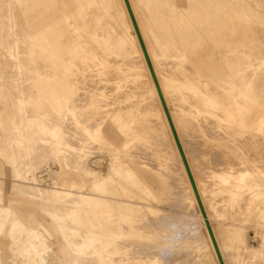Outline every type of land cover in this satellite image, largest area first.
<instances>
[{"label": "bare ground", "instance_id": "obj_1", "mask_svg": "<svg viewBox=\"0 0 264 264\" xmlns=\"http://www.w3.org/2000/svg\"><path fill=\"white\" fill-rule=\"evenodd\" d=\"M124 1L0 0V264L220 263ZM129 2L198 191L264 222V0ZM38 145L66 179L23 170ZM212 230L224 263L264 259Z\"/></svg>", "mask_w": 264, "mask_h": 264}, {"label": "rangeland", "instance_id": "obj_2", "mask_svg": "<svg viewBox=\"0 0 264 264\" xmlns=\"http://www.w3.org/2000/svg\"><path fill=\"white\" fill-rule=\"evenodd\" d=\"M125 8L128 13L129 20L132 21L130 12L128 10V7L126 5V2L124 1ZM134 24V23H133ZM55 120H61L59 118H56ZM68 123V120H67ZM146 130L145 132H142V136L135 141H133L128 148L130 151H135L136 149L139 150L141 148H147L148 150L150 149V146H154L156 143V134L155 132L149 131L148 126L146 125ZM142 130V131H144ZM68 138L71 140L72 136H68ZM73 140V139H72ZM109 139H106L105 142V147L103 149H99L98 152H96L90 156L91 163H93V160L96 158H102L103 161H105V165L107 163L108 159V153L106 150L108 147H111L113 149H117L119 145L116 146L113 144H110ZM17 151V149H15ZM23 153V156L19 159L20 166H22L23 170L26 171V168L28 165L33 164L32 170H35L36 172L41 171V170H49L53 169L57 171L58 174L57 176H60V179L64 180L66 179V176L68 174V167L66 166L61 170V162L63 160L64 162V155L65 159H68L71 161V154H62L58 153L55 151H52L50 148L43 147L42 145H38V149L34 150L30 156H27V150L23 149L21 151ZM39 167H42L39 169ZM60 173V175H59ZM52 177H55L54 175H51L50 179H46L39 181V183L44 185V187L47 186H54L55 183L52 179ZM46 181V182H45ZM46 183V184H44ZM53 183V184H51ZM51 184V185H50ZM46 185V186H45ZM199 192V191H198ZM200 197L203 203V206L205 208L207 217L210 219V222L212 223V227L214 228V231L216 232V235L218 236V241H228L229 239V234L227 233V230L231 226H238L241 228L244 234H246L248 238V244L255 247V248H260V246L264 243V222H260V218L257 216H252L250 215V211L248 209L242 208L240 211H235L234 209H227L225 208L226 202H219L218 205L215 207L212 206L213 200H210L213 198L210 193H205L202 192L200 193ZM191 198L187 200V204H189V211H192L194 209H201L198 199L196 197L194 189H192V192L190 193ZM216 198V197H215ZM254 197L248 195L247 197L243 198L242 200L239 201L240 205L242 206H247L251 205V202L253 201ZM36 201H41V200H36ZM215 202V201H214ZM238 252L232 248L230 250H227V253L225 255V263L226 264H234V261L236 260V257L238 256ZM188 264H220L219 261L215 257H204L200 258L199 260L196 259V257H190ZM252 264H264V259L263 257L259 256L256 259V262Z\"/></svg>", "mask_w": 264, "mask_h": 264}, {"label": "water", "instance_id": "obj_3", "mask_svg": "<svg viewBox=\"0 0 264 264\" xmlns=\"http://www.w3.org/2000/svg\"><path fill=\"white\" fill-rule=\"evenodd\" d=\"M125 2H126V5H127V7H128V10H129V12H130V15H131L132 21H133V23H134V26H135L136 32H137L138 37H139V40H140V43H141L142 48H143V50H144V53H145V56H146V59H147L148 65H149V67H150V70H151V72H152V75H153L154 81H155L156 86H157V88H158V91H159V94H160V98H161L162 103H163V105H164V108H165V111H166L167 117H168V119H169V122H170V125H171V128H172V131H173V133H174V136H175V139H176V142H177L178 148H179V150H180V153H181V156H182V158H183V161H184V164H185L186 170H187L188 175H189V177H190V180H191L192 186H193V188H194V191H195L196 197H197V199H198V202H199L200 208H201L202 213H203V216H204V218H205V221H206V224H207L208 230H209L210 235H211V237H212V240H213V243H214V247H215V249H216V251H217V254H218V257H219L220 263H221V264H225V263H224V260H223V258H222V255H221V253H220V250H219V247H218L217 241H216V239H215V236H214V233H213V230H212L211 224H210V222H209V220H208V217H207V214H206L205 208H204V206H203V203H202V200H201L200 194H199V192H198V188H197V186H196L195 180H194V178H193V175H192V172H191L190 166H189L188 161H187V159H186V156H185V153H184L183 147H182V145H181V142H180L179 137H178V134H177V132H176V129H175L174 123H173V121H172V118H171V115H170L169 109H168V107H167V104H166V101H165V99H164V96H163V94H162V92H161V89H160V86H159V83H158L157 77H156V75H155V72H154V69H153V66H152V63H151L150 57H149V55H148V52H147V49H146L145 43H144L143 38H142V35H141V33H140V30H139V27H138V24H137L136 18H135V16H134V13H133L132 7H131V5H130L129 0H125Z\"/></svg>", "mask_w": 264, "mask_h": 264}]
</instances>
